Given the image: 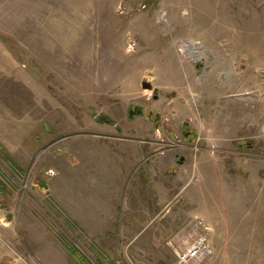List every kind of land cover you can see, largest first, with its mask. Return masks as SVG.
I'll use <instances>...</instances> for the list:
<instances>
[{
    "label": "rangeland",
    "instance_id": "374dc122",
    "mask_svg": "<svg viewBox=\"0 0 264 264\" xmlns=\"http://www.w3.org/2000/svg\"><path fill=\"white\" fill-rule=\"evenodd\" d=\"M0 181V264H264V0H0Z\"/></svg>",
    "mask_w": 264,
    "mask_h": 264
},
{
    "label": "built area",
    "instance_id": "2783aa9c",
    "mask_svg": "<svg viewBox=\"0 0 264 264\" xmlns=\"http://www.w3.org/2000/svg\"><path fill=\"white\" fill-rule=\"evenodd\" d=\"M209 230L210 228L207 225L197 219L194 224H192L191 231L189 230L188 233H182L181 244L174 247L178 264H201L210 257L213 250L207 237ZM15 255L17 256V260L21 258L24 264H26L25 260L20 257L18 253Z\"/></svg>",
    "mask_w": 264,
    "mask_h": 264
},
{
    "label": "crops",
    "instance_id": "0c3cea01",
    "mask_svg": "<svg viewBox=\"0 0 264 264\" xmlns=\"http://www.w3.org/2000/svg\"><path fill=\"white\" fill-rule=\"evenodd\" d=\"M116 138L119 139V140H122L120 137H116ZM156 144H158V143L156 142ZM171 151H173L172 148H168V149L166 148V150H165V152H171ZM142 152L145 153V154H147V155H148V153H151L152 155H155V152L156 151L155 152H149L148 149H146L145 151L143 149ZM176 157H178V155H176ZM143 159H144V161L146 160V165H149V163H150L151 160L148 159V158L146 159V157H144ZM175 159L176 158H174V156L173 157H169V160L168 161H170V162H168V163L170 164V166H171V163L174 162ZM159 161H161V160L159 159ZM155 169H157V168H155ZM107 173H108V176L112 175V173L110 172V170ZM77 202H78V200H77ZM79 202L82 203V204L78 203L81 208L76 209L77 210V213L75 215V218H76V220H78L80 222V224H81L82 227H86V228H95L96 227V228H99V227H109L110 226L108 224L109 221H106V220H103L102 219V216H101L100 212H98V214L96 215V212L97 211L94 210V209L91 212L89 210H84V209L82 210V208L85 205H84V203L82 201H79ZM80 211H81V213H80ZM95 221H96V223H95ZM79 258L81 259L82 262L85 261L84 260L85 258L82 255H79Z\"/></svg>",
    "mask_w": 264,
    "mask_h": 264
},
{
    "label": "water",
    "instance_id": "95a60500",
    "mask_svg": "<svg viewBox=\"0 0 264 264\" xmlns=\"http://www.w3.org/2000/svg\"><path fill=\"white\" fill-rule=\"evenodd\" d=\"M144 87H145V88H149V89H151V88H152V84H151L150 82H145V83H144ZM143 113H144V111H143V108H142V107H140V106H135V107L133 108V110H130V112H129V117L132 118L134 115H142ZM96 120L100 122V121L103 120V117H102L101 115H98V116L96 117ZM105 122L109 123L110 120H109V119H105ZM39 186H40V187H43L44 189H49V185H48L47 182H45V181L40 182V183H39Z\"/></svg>",
    "mask_w": 264,
    "mask_h": 264
},
{
    "label": "trees",
    "instance_id": "16d2710c",
    "mask_svg": "<svg viewBox=\"0 0 264 264\" xmlns=\"http://www.w3.org/2000/svg\"><path fill=\"white\" fill-rule=\"evenodd\" d=\"M3 183L0 181V190H2Z\"/></svg>",
    "mask_w": 264,
    "mask_h": 264
}]
</instances>
